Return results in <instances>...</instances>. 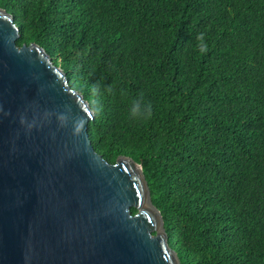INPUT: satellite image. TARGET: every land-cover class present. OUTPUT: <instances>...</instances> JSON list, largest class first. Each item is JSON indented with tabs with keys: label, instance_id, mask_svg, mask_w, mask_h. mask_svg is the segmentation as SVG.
Masks as SVG:
<instances>
[{
	"label": "trees",
	"instance_id": "1",
	"mask_svg": "<svg viewBox=\"0 0 264 264\" xmlns=\"http://www.w3.org/2000/svg\"><path fill=\"white\" fill-rule=\"evenodd\" d=\"M0 9L14 17L17 45L43 48L89 102L95 151L143 166L181 264H264V0H0ZM136 102L151 115L133 117Z\"/></svg>",
	"mask_w": 264,
	"mask_h": 264
},
{
	"label": "water",
	"instance_id": "2",
	"mask_svg": "<svg viewBox=\"0 0 264 264\" xmlns=\"http://www.w3.org/2000/svg\"><path fill=\"white\" fill-rule=\"evenodd\" d=\"M19 37L0 9V264H181L143 166L95 151L91 105Z\"/></svg>",
	"mask_w": 264,
	"mask_h": 264
},
{
	"label": "clouds",
	"instance_id": "3",
	"mask_svg": "<svg viewBox=\"0 0 264 264\" xmlns=\"http://www.w3.org/2000/svg\"><path fill=\"white\" fill-rule=\"evenodd\" d=\"M14 18V17H13ZM14 26L18 28L15 25V20H14ZM198 44H197V50L199 51L200 54H205L208 51V45L206 43V37L204 33H200L196 37ZM82 95V94H81ZM151 115V105H145L143 108L141 107V104L139 102H136L133 104V107L131 109V114L133 117H136L137 115H143V114ZM90 136V135H89Z\"/></svg>",
	"mask_w": 264,
	"mask_h": 264
}]
</instances>
